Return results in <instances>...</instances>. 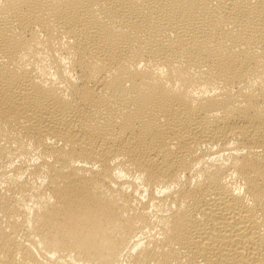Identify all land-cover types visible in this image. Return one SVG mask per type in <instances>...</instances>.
Here are the masks:
<instances>
[{
  "label": "bare ground",
  "instance_id": "1",
  "mask_svg": "<svg viewBox=\"0 0 264 264\" xmlns=\"http://www.w3.org/2000/svg\"><path fill=\"white\" fill-rule=\"evenodd\" d=\"M0 264H264V0H0Z\"/></svg>",
  "mask_w": 264,
  "mask_h": 264
}]
</instances>
